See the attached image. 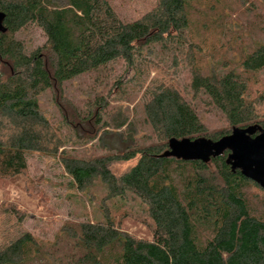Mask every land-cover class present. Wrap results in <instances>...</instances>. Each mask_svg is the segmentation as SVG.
Segmentation results:
<instances>
[{
    "label": "trees",
    "instance_id": "trees-1",
    "mask_svg": "<svg viewBox=\"0 0 264 264\" xmlns=\"http://www.w3.org/2000/svg\"><path fill=\"white\" fill-rule=\"evenodd\" d=\"M211 1L159 0L138 19L123 22L107 0H0L6 28L0 31V177L26 173L27 153L35 150L23 147L14 114L36 113L39 96L49 89L63 125L75 134L61 142L98 139L110 152L91 160L94 170L80 192L98 182L106 190L103 200L132 193L145 206L139 221L151 239L123 230L105 207L100 222L64 223L44 245L56 249L68 241L71 251L60 257L65 264H264V188L239 170L231 171L227 151L207 162L163 155L172 137L217 140L230 133H206L195 107L168 79V70L181 62L192 66V97L205 96L229 129L264 127V88L255 95L248 92L255 73L264 71V43L244 56L239 73L212 69L202 75L195 68L198 48L186 31L194 3L213 8ZM32 27L45 40L28 52L20 34ZM154 49L159 60L149 56ZM117 62L127 69L124 75L86 102L85 111L70 112L62 103L67 101L63 83ZM143 64L166 81L156 84L151 78L145 90L144 118L155 140L140 144L129 129L123 135L127 117L108 107L128 82L127 73ZM72 165L85 167L84 162ZM24 216L13 203L0 208V264H32L44 253L37 235L16 230ZM13 218L17 224H6Z\"/></svg>",
    "mask_w": 264,
    "mask_h": 264
},
{
    "label": "rangeland",
    "instance_id": "rangeland-1",
    "mask_svg": "<svg viewBox=\"0 0 264 264\" xmlns=\"http://www.w3.org/2000/svg\"><path fill=\"white\" fill-rule=\"evenodd\" d=\"M107 1L115 15L123 22L138 19L159 2ZM210 4H214V7L194 3L196 8L190 16V30L186 31L188 40L198 48L195 68L202 75L209 74L212 69L220 73L230 70L239 73L240 62L244 56L264 43V0H213ZM20 38L28 52L45 40L40 30L35 27L24 31ZM149 56L158 60L161 57L157 49ZM147 67V64H143V68L136 67L135 71L130 70L127 73L128 77L125 79L128 82L117 91L115 99L108 107L111 113L116 111L127 117V123L121 128L123 135L132 133L135 142L140 144L155 140L144 118L145 90L151 86V78L156 84L161 80L166 81L162 75L157 76L154 69ZM126 71L124 65L117 62L107 68L65 81L63 93L67 101L62 103L68 106L70 112L74 113L75 110L76 114H79L86 110V102L92 101L97 94H104L110 84ZM191 75L192 66L181 62L178 68L169 69L166 76L172 79L176 88L179 86L186 99L195 107L206 133L231 130L232 127L229 129L223 115L207 104L205 96L200 94L192 97L189 88ZM255 79L249 84L248 92H251V95L264 88V71L255 73ZM38 99L36 113L23 111L14 114L23 147H34L35 150L27 153V171L14 177H0V208L13 203L25 211L20 224H17L14 218L11 221L5 220L6 224L13 226V223H16L18 233L29 231L37 235L43 247L44 253L34 259L32 264H65V259L60 260V257L71 251L70 243L64 239V243L59 242L56 245V250L55 246L44 245V241L53 240V234L64 223L102 221L103 207L108 210L110 219L120 222L123 230L143 239H151V231L139 221V218L145 216V206L136 195L127 193L124 198L103 200L106 190L98 182L86 193L80 192V187L88 182L89 175L94 170L91 160L107 156L110 152L100 145L98 139L83 141L82 138L76 137L73 141L61 142L60 138L73 134V131L63 125L53 93L47 89ZM74 162H84L85 167L75 168L72 165ZM4 219H7L6 215Z\"/></svg>",
    "mask_w": 264,
    "mask_h": 264
},
{
    "label": "water",
    "instance_id": "water-1",
    "mask_svg": "<svg viewBox=\"0 0 264 264\" xmlns=\"http://www.w3.org/2000/svg\"><path fill=\"white\" fill-rule=\"evenodd\" d=\"M4 13L0 12V31L3 25ZM164 156L182 160L209 161L211 157L223 154L225 163L231 171L240 173L264 188V127L257 124L245 127L233 126L230 133L212 140L205 137L169 138Z\"/></svg>",
    "mask_w": 264,
    "mask_h": 264
}]
</instances>
